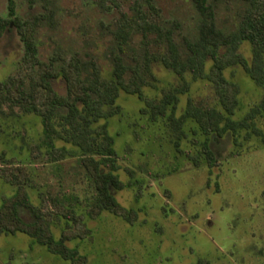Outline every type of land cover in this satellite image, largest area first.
Here are the masks:
<instances>
[{
    "label": "rangeland",
    "instance_id": "rangeland-1",
    "mask_svg": "<svg viewBox=\"0 0 264 264\" xmlns=\"http://www.w3.org/2000/svg\"><path fill=\"white\" fill-rule=\"evenodd\" d=\"M7 1L0 0V17H10ZM207 3L214 10L215 26L225 32L238 26L248 6L245 0ZM14 11L16 18L34 25L41 61L55 56L58 68L64 59L75 61L76 57L86 62L87 73L94 65L101 77L108 78L118 54L127 82L133 68H141L144 50L139 30L118 48L114 33L125 18L134 24L138 11L145 12L149 21L171 30L181 52L185 41L196 39L202 19L194 0H14ZM154 36L149 33L150 40ZM148 49L162 48L150 41ZM239 50L250 55L249 42L243 41ZM23 52L11 22L0 33V80L24 70ZM150 68L153 77L145 75L148 82L140 86L146 100L156 101L187 81V90L177 93L176 114L189 100L218 106L207 78H194L189 71L181 78L155 61ZM225 75L238 84L239 104L233 117H242L263 89L238 64L227 67ZM51 84L58 94L65 93L63 78H53ZM145 98L120 90L119 111L100 119L113 136L119 177L127 183L114 193L120 203L136 209L132 220L107 210L89 216L95 189L80 163V149L54 133L50 139L54 146L66 148L61 155L45 137L40 116L9 99L2 104L7 112H0V207L22 186L30 201L51 218L55 237L63 229L81 226L61 214L65 207L76 208L90 230L67 244L85 255L83 264H264V142L260 136L252 133L245 138L242 130L241 144H233L227 136L212 141L217 163L208 165L199 150L203 134L196 130V123L187 120L182 134L165 117L152 120ZM60 121L56 115L54 126L62 133ZM178 133V147L184 152L175 146ZM188 154L200 159L199 164H193ZM20 212L30 219L26 210ZM0 264L71 263L16 232L0 235Z\"/></svg>",
    "mask_w": 264,
    "mask_h": 264
},
{
    "label": "trees",
    "instance_id": "trees-1",
    "mask_svg": "<svg viewBox=\"0 0 264 264\" xmlns=\"http://www.w3.org/2000/svg\"><path fill=\"white\" fill-rule=\"evenodd\" d=\"M245 1L248 6L238 26L232 31L225 32L215 26L214 10L207 0H194L202 19L196 39L185 41L184 52H181L173 41L171 30L149 21L145 12L138 11L137 17L132 19L134 24L128 23L125 18L114 33L118 48L122 49L130 34L134 30H139L144 50L141 68H133L132 78L127 82L123 77L126 67L118 54L114 56L113 69L108 78L101 77L92 62L90 64L94 69L87 73L86 62L76 57L75 61L64 59L58 68L54 67V61L57 59L55 56H51L48 61H41L37 56L33 37L34 25L16 18L14 0H8L7 9L10 17H0V33L3 28H10L11 22L16 25L24 46L21 59L24 70H17L0 80V112H7L2 104L5 99H9L24 111L40 116L47 139L50 140L52 134L56 133L80 149V163L95 189L92 203L87 209L89 216H96L107 210L132 220L137 214L136 209L120 203L114 193V190L126 186L127 183L119 177L118 154L113 146V136L109 133L107 122L100 119L119 111L117 98L120 90L135 94L144 100L140 86L148 82L144 78L145 75L153 77L150 68L152 61L162 63L181 78L189 71L194 78L205 77L212 82L218 106L198 105L189 100L176 114L177 93L187 90V81L180 87L165 91L156 101L145 98V106H149L152 120L160 116L165 117L169 124L182 134V126L187 120L196 123V130L203 134V138L198 140L199 150L204 154L203 159L208 165L217 163V156L211 143L218 138L227 136L233 144H241L240 132L245 130V138L254 133L264 142V0ZM150 32L155 33L152 40L149 38ZM150 41L162 49L151 51L148 49ZM243 41L249 42L250 55H245L239 50V45ZM237 64L242 66L253 82L263 89L260 99L252 102L239 118L233 117L239 104L238 84L225 75L227 67ZM58 76L65 81L64 94H58L52 87L51 80ZM146 107L143 109L146 110ZM56 115L61 118L63 134L54 126ZM179 137L180 133L174 141L175 146L184 152L178 147ZM49 144L61 155L66 151L64 146L56 148L51 140ZM188 155L193 164L197 165L201 161L194 155ZM7 180L12 182L8 178ZM22 209L30 214V219L22 217L20 212ZM61 214L67 221L78 220L81 226L63 229L55 237L51 231V218L40 206L30 201L22 186H18L15 193L5 199L0 207V235L25 233L33 241L44 245L48 251L69 259L71 264H83L85 255L67 242L76 237H84L90 228L85 225L73 206L65 207Z\"/></svg>",
    "mask_w": 264,
    "mask_h": 264
}]
</instances>
